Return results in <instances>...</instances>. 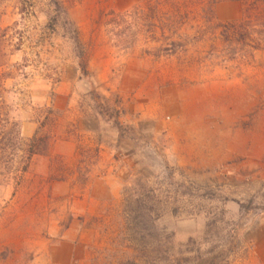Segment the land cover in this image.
Listing matches in <instances>:
<instances>
[{
	"label": "rangeland",
	"instance_id": "obj_1",
	"mask_svg": "<svg viewBox=\"0 0 264 264\" xmlns=\"http://www.w3.org/2000/svg\"><path fill=\"white\" fill-rule=\"evenodd\" d=\"M142 1L0 0V264H106L129 195L191 264H264V51L242 59L221 26L242 3L157 56L98 22Z\"/></svg>",
	"mask_w": 264,
	"mask_h": 264
},
{
	"label": "trees",
	"instance_id": "obj_2",
	"mask_svg": "<svg viewBox=\"0 0 264 264\" xmlns=\"http://www.w3.org/2000/svg\"><path fill=\"white\" fill-rule=\"evenodd\" d=\"M239 1L243 7L240 20L221 26L225 29L223 35L226 48L248 60L253 59L256 52L264 51V0ZM215 3L216 0H143L141 5L129 11H103L98 22L108 17L104 26L110 27V32L122 26L119 32L123 35L119 36V43L125 45L126 49L135 43L138 34L145 32L149 41L159 44L157 56L176 54L205 41L211 29ZM195 14L205 24L198 26L196 33L189 35L187 31L193 27H188V22ZM115 35L118 36V32ZM82 68L85 70L84 66ZM37 140L40 144L45 142V138L39 137L38 133L29 142L35 143ZM39 146L30 147L29 158L44 152ZM138 202L134 195L125 198L126 204L118 217L124 219L126 224L120 227V242L114 252L107 253L106 264H191V259L185 257L189 251L176 249L174 234L161 233L155 225L154 211L135 204ZM127 235L130 239H127ZM127 241L130 245L126 244ZM101 261L98 256L92 263L100 264Z\"/></svg>",
	"mask_w": 264,
	"mask_h": 264
}]
</instances>
